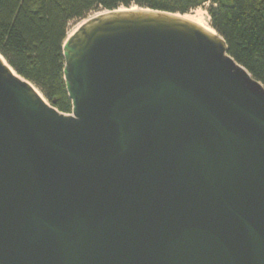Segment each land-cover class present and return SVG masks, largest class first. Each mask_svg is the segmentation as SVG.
Segmentation results:
<instances>
[{"label":"water","instance_id":"water-1","mask_svg":"<svg viewBox=\"0 0 264 264\" xmlns=\"http://www.w3.org/2000/svg\"><path fill=\"white\" fill-rule=\"evenodd\" d=\"M183 15L81 23L72 114L0 56V264H264V84Z\"/></svg>","mask_w":264,"mask_h":264},{"label":"trees","instance_id":"trees-1","mask_svg":"<svg viewBox=\"0 0 264 264\" xmlns=\"http://www.w3.org/2000/svg\"><path fill=\"white\" fill-rule=\"evenodd\" d=\"M132 5L180 14L204 7L229 54L264 84V0H0V53L53 106L70 113L64 43L71 22Z\"/></svg>","mask_w":264,"mask_h":264},{"label":"rangeland","instance_id":"rangeland-1","mask_svg":"<svg viewBox=\"0 0 264 264\" xmlns=\"http://www.w3.org/2000/svg\"><path fill=\"white\" fill-rule=\"evenodd\" d=\"M132 7H139L138 5H132L131 6V8ZM121 9H123V8H126L125 6H121L120 7ZM103 11H107V10H100V11H94V12H92L86 19H84V20H81V21H73V22H71V24H70V31H69V33H68V37H70L71 36V34L75 31V29L81 24V23H83V22H85L88 18H90V17H93V16H95V15H97V14H99V13H101V12H103ZM197 12H199V13H201L207 20H208V22L210 23V16H209V14H208V12H207V10L204 8V7H200V8H197V9H194V10H192L191 12H189V13H187V14H191V15H194L195 13H197ZM79 23V24H78ZM77 25V27H75ZM75 27V28H74ZM15 70V69H14ZM16 71V70H15ZM18 75H20V74H18ZM21 76V75H20ZM22 78H24L23 76H21ZM26 79V78H25ZM34 84V83H33ZM35 85V84H34ZM36 86V85H35ZM37 87V86H36ZM45 96V95H44ZM46 98V97H45ZM47 99V98H46ZM47 101L50 103V101L47 99ZM51 104V103H50ZM73 113V111L72 112H70V113H67V114H72Z\"/></svg>","mask_w":264,"mask_h":264},{"label":"bare ground","instance_id":"bare-ground-1","mask_svg":"<svg viewBox=\"0 0 264 264\" xmlns=\"http://www.w3.org/2000/svg\"><path fill=\"white\" fill-rule=\"evenodd\" d=\"M138 7H132V9H136ZM124 9V8H123ZM184 17L186 18H189V19H192L198 23H200L201 25L207 27L209 30L213 31V32H216L215 29L212 27V25L208 22V20L199 12L195 13L194 15H191V14H184L183 15ZM79 24V23H78ZM77 27V25L75 26ZM74 27V28H75ZM71 29V28H70ZM0 56L2 57L4 63L8 64L7 60L5 59V57L0 53ZM12 71L14 72L15 75L21 77L20 75H18V72H16L13 68H12ZM22 78V77H21ZM23 79V78H22ZM34 88L38 91V93L40 94V96L47 102V99L45 98L44 94L42 93V91L36 87L35 85H33Z\"/></svg>","mask_w":264,"mask_h":264}]
</instances>
